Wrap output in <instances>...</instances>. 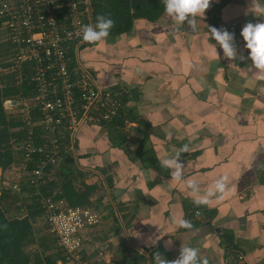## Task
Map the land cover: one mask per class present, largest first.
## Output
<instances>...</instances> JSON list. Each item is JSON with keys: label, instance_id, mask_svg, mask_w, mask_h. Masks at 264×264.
Returning a JSON list of instances; mask_svg holds the SVG:
<instances>
[{"label": "crops", "instance_id": "obj_1", "mask_svg": "<svg viewBox=\"0 0 264 264\" xmlns=\"http://www.w3.org/2000/svg\"><path fill=\"white\" fill-rule=\"evenodd\" d=\"M251 7V0H210L194 31L165 12L155 20L136 17L128 31L80 50L99 85L120 93L129 120L120 127L83 123L62 159L72 187L86 195L81 206L101 213L87 232L90 257L100 247L102 264H150L154 253L172 261L185 242L209 264H226L232 250L246 264H264V81L245 75L250 60H229L218 45V57L211 56L207 32L214 26L235 33L238 51L247 55L241 28L264 22ZM183 143L190 150L180 160L205 188L219 173L235 177L223 199L194 205L160 167L159 156ZM180 216L192 230L167 222Z\"/></svg>", "mask_w": 264, "mask_h": 264}, {"label": "built area", "instance_id": "obj_2", "mask_svg": "<svg viewBox=\"0 0 264 264\" xmlns=\"http://www.w3.org/2000/svg\"><path fill=\"white\" fill-rule=\"evenodd\" d=\"M83 24H92L89 0H0V33L11 46L3 62L11 68L27 65L33 85L29 103L20 104L25 137L13 143L21 151L16 165L21 175L6 186L19 192L23 181L39 196L64 262L99 264L103 251L90 257L85 243L101 213L90 206H71L55 192H42L48 181L60 179V163L73 150L74 135L83 123H110L122 114L123 125L129 124L120 93L102 88L81 61ZM10 102L6 99L5 106ZM226 264H246L245 255L229 251Z\"/></svg>", "mask_w": 264, "mask_h": 264}, {"label": "trees", "instance_id": "obj_3", "mask_svg": "<svg viewBox=\"0 0 264 264\" xmlns=\"http://www.w3.org/2000/svg\"><path fill=\"white\" fill-rule=\"evenodd\" d=\"M91 22H95L100 14L110 15L114 26L109 35L116 36L120 32L129 30L136 17L157 19L164 12L163 0H91ZM90 44L84 42L81 49ZM11 54V46L6 41L0 42V65L5 66L3 60ZM30 68L27 65L13 67L12 71L0 73V169L3 171L12 164H18L21 151L13 148L11 139L24 138L26 132L21 128L23 122L17 114L11 115L3 108L6 99L24 100L33 96ZM32 112L31 114H33ZM100 122L99 124H104ZM106 124V123H105ZM110 125L122 126L123 115L120 114L111 120ZM64 160V159H63ZM63 160L60 163L59 181H48L42 192L50 193L60 186L61 191L56 197L64 198L71 206H81L85 202L84 192H76L72 187L69 171L63 169ZM29 164L28 168H31ZM59 183V184H58ZM21 191L15 192L0 181V264H57L65 261L63 253L58 249L52 234L40 233L35 228L33 220L28 215L8 217L4 201L12 197L16 208H22L23 202L30 200L29 214L41 213L39 196L32 194V188L20 181ZM58 186V187H57ZM26 190V191H24ZM33 216V215H32ZM35 245V247H31ZM85 252V249L83 250ZM93 257V256H92Z\"/></svg>", "mask_w": 264, "mask_h": 264}, {"label": "clouds", "instance_id": "obj_4", "mask_svg": "<svg viewBox=\"0 0 264 264\" xmlns=\"http://www.w3.org/2000/svg\"><path fill=\"white\" fill-rule=\"evenodd\" d=\"M251 11L255 16L264 18V0H251ZM165 14L177 24L187 21L191 31L196 30V17L202 18L205 10L209 7L210 0H163ZM114 26V20L110 15L100 14L96 17L93 24H83L80 27L79 35L81 39L88 43H99L105 41L110 30ZM208 36L214 43L210 46L211 56L217 58L216 46L222 49L223 56L232 61H249L245 64L244 73L254 76L257 81H264V22L245 23L240 30V37L243 41V49L247 50V55L238 51L235 33L224 27L207 26ZM237 65L236 63H232ZM264 90V85L261 86ZM190 150V143H183L175 152L164 151L158 158L160 167L170 172L171 180L180 184L193 196V204L196 206H207L213 199L221 200L228 194L235 177L227 172L219 173L215 176L210 186L206 187L200 180L188 176L190 171L181 160L182 153ZM254 154V153H253ZM251 155V160L254 155ZM155 212V209H153ZM167 222L175 226L176 230H192L191 220L180 216L179 218L169 217ZM164 235V234H163ZM160 232L154 239H151L153 245L163 236ZM171 243V239L166 242ZM199 248L183 242L179 255L172 261L166 260L159 253H154L150 264H209L207 256L200 257Z\"/></svg>", "mask_w": 264, "mask_h": 264}, {"label": "rangeland", "instance_id": "obj_5", "mask_svg": "<svg viewBox=\"0 0 264 264\" xmlns=\"http://www.w3.org/2000/svg\"><path fill=\"white\" fill-rule=\"evenodd\" d=\"M2 41H3V37L0 33V42H2ZM3 63H6V61H4ZM7 66L8 65H5V66L0 65V73H6L9 71H12V68L7 67ZM29 100H30L29 98L24 99V100H20V101L19 100L17 101L15 99H10V101H11L10 104H6V106L4 104V101H5L4 100L3 101V108L7 111V113H9L11 115H15V114L17 115L18 114L22 119L21 121H23L24 116L21 112L22 106L20 104L21 103L28 104ZM20 139L21 138L14 139V140L11 139V141H18ZM13 143H11V145H13ZM16 165L17 164H12V165L8 166L6 169H4L3 171L0 169V181H2V183H4L5 185L16 181L18 179V177L21 175V172L19 171L18 168H16ZM12 201H13V198L11 196L8 197V199H5V201H4L7 204V205H5V211H6V215L8 217H11V216L22 217V216L28 215L31 219H34L33 224H34L35 228L38 229V231L40 233L47 234L49 232L48 227H47L45 220H44L45 215L42 212L41 213L40 212L39 213L34 212V214H32L33 216L29 214L30 210L28 208V205H30V200L24 201L22 208H16L14 202L12 203ZM31 247H35V245H33ZM97 249H99V250H97L96 255L98 254L99 251H103V249L100 247H98ZM104 251H105V249H104ZM104 257H105V254L101 255L99 264H101L102 262L105 261ZM57 264H70V262L68 263V262H64L62 260H59V261H57Z\"/></svg>", "mask_w": 264, "mask_h": 264}]
</instances>
